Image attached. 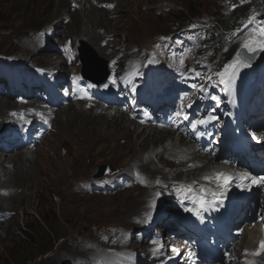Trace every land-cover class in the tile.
I'll return each mask as SVG.
<instances>
[{
  "label": "rangeland",
  "instance_id": "obj_1",
  "mask_svg": "<svg viewBox=\"0 0 264 264\" xmlns=\"http://www.w3.org/2000/svg\"><path fill=\"white\" fill-rule=\"evenodd\" d=\"M25 1L0 0V56L13 58L24 56L35 60L44 55L43 59L37 62L38 65H55L58 62L53 61L55 55L37 51L34 53V50H30L36 49L37 41L34 35L39 30L58 22L59 19L47 18L51 17L53 13L51 7L52 4L55 5V2L50 0ZM70 1L72 2V0H66V10H69ZM240 1L103 0V3H113L115 8L105 11L94 7L89 8L92 7L90 4L84 5L92 17L91 21L83 14L84 6L75 13L71 12L72 21L70 23L64 25L59 23L57 29L53 26L55 35L50 38V42L54 44L55 38L62 39V42L68 37L74 39V32L82 33V29L87 27L90 33L99 36L96 40L91 39L92 41L89 37V39L87 37L83 39L87 46L95 51L93 41L99 44V41L106 37L103 34L106 32L110 35L108 39L113 41L114 48L122 49L124 56H141L145 53L149 55L158 51L160 46L172 39L176 33L182 34L180 29L197 30L205 28L207 24L211 31L215 30L219 22L214 21V16L219 13L228 16V11ZM247 2H252L254 6L247 8V15H244L246 18L255 21L256 18L264 16V0H246L245 3ZM194 15L198 17L196 23L192 20ZM83 35L87 34L82 33L78 36ZM257 36L244 31L235 40L244 44L246 41H259ZM29 37L32 38L28 40ZM81 47L84 46L81 45ZM25 48L27 52H24ZM91 48L89 50H92ZM114 48L113 56L119 55L120 51ZM242 49L246 48L241 46L238 53ZM110 51L107 49L108 53ZM96 53L100 56L97 51ZM197 54L198 49L191 52L190 57ZM223 57L222 54L220 58ZM212 58L211 51L208 55H197L193 65L199 64L197 60L210 63ZM81 69L80 65L78 70ZM0 103L2 107L7 105L6 109L14 106L12 102L0 101ZM75 107L80 108V106ZM89 115L95 118L92 112ZM4 116V110L0 108V119ZM66 116L55 120L50 134L26 161L31 170L26 167L20 168L22 163L13 162V172L19 175L12 174L11 177L7 176L0 180V188L11 189L14 191L12 196H15L10 199L6 198L4 201L0 200V211L7 210L13 214L10 221L2 224L0 228V264H75L76 257L86 259L96 257L101 248L118 247L120 242L126 245L127 238L133 239L131 229L136 221L132 219V216L138 207V210L140 209L137 205L139 201L152 200L153 187L147 180L146 187H134L117 193L83 191L82 184L92 181L91 175L100 165H106L107 177L130 174L128 171L132 165H136L149 176H154L153 179L161 182L162 186L174 181L170 177L164 178L167 174L165 165L169 163L168 160L173 161L172 159L163 156L160 161L164 166L154 161L153 165L161 170L158 171L146 165L144 161L146 153L141 156V153L146 150L150 151L166 143L171 137L170 132L168 134L170 137H163L161 142L152 144L148 140L150 130L142 131L132 122L131 127H128L129 132L114 133L120 143L114 145L111 138L110 140L102 139L99 134L89 131L91 123L92 126L101 125L103 127L101 131L104 128L107 129L108 125L113 123L112 119L110 121L104 117L92 119L81 116L78 120H73L64 126ZM119 116L126 119L123 114L116 117ZM158 133L160 132L155 133L154 139L159 137ZM140 148L143 152L135 157L134 152ZM15 157L14 155L8 156V161L11 163ZM176 163L177 161L175 165ZM4 165L6 166L4 163L0 170L5 167ZM186 171L188 168L172 169L173 174L181 173V182L187 180ZM9 172L13 173L7 171ZM191 172L190 176L194 177V173L191 174ZM21 173L26 177H21ZM127 230L130 234L123 237ZM139 246L133 241L130 245L121 248L137 249ZM17 254H21L22 258L17 259ZM16 260L21 262L18 263Z\"/></svg>",
  "mask_w": 264,
  "mask_h": 264
},
{
  "label": "bare ground",
  "instance_id": "obj_2",
  "mask_svg": "<svg viewBox=\"0 0 264 264\" xmlns=\"http://www.w3.org/2000/svg\"><path fill=\"white\" fill-rule=\"evenodd\" d=\"M26 1H30V0H26ZM25 1V2H26ZM50 1H53L55 2V5L52 4V10H53V13L51 15V17H47L48 19L49 18H56V19H59V17L61 15H66V16H71V7L69 8V10H66L65 9V6L67 5V2L66 0H50ZM54 7V9H53ZM69 7V6H68ZM86 11V12H85ZM57 14V15H56ZM83 14L85 15V17H88L90 18L89 21H91L92 17L91 15H89V11L85 8L84 11H83ZM78 16H80V14H78ZM94 17V16H93ZM46 18V19H47ZM50 19V20H51ZM76 20V19H75ZM74 20V21H75ZM44 21V20H43ZM78 22V20L76 21ZM102 22V21H101ZM91 23V22H90ZM102 24V23H101ZM78 26V25H77ZM102 26V25H101ZM59 27V26H58ZM56 27V29L58 28ZM40 31V30H39ZM38 31V32H39ZM81 31V29L79 30ZM37 32V34H38ZM82 33H86L87 35H83V36H78ZM82 33H76L75 32V37H76V41L79 40V39H84V38H90V40H96L99 38V36L95 35V34H92L90 33L89 30H87V27L83 30L82 29ZM37 34H35L34 36L36 37V41H37ZM33 37V35H32ZM32 37H29V39H31ZM88 38V39H89ZM105 39V38H103ZM102 39V40H103ZM91 40V41H92ZM39 46H40V41H39ZM93 46L94 47H97L98 48L96 49L98 51V53L103 56L106 60H109L111 58L110 55H107L105 52L107 50V48H101L97 42H94L93 41ZM41 49V48H40ZM24 52H27V49L25 48L24 49ZM33 52V51H32ZM40 58H37V60H39ZM17 60V59H16ZM242 62V61H240ZM244 63V62H242ZM245 64V63H244ZM6 106L5 105L4 107H2L1 103H0V108L3 110L6 109ZM12 109V108H11ZM68 112V116H66V113ZM65 113V114H64ZM90 112H85L83 111V108H79L77 109L76 107H70L69 108H66V109H62L58 114H57V118L58 117H62V116H66L67 119H65L64 121V126H66V124H69L71 123V121L73 120H78L79 117L81 116H86V117H90L92 118L91 116L92 115H89ZM99 117H104L106 118L107 120H110L112 119L110 125H108L107 129L104 128L102 131L101 129L103 128L101 125H97V126H92V123H91V127L89 129V131H91V133H97L100 135V137L102 139H106V140H110V138L113 140L112 143L114 145H117V144H120L119 143V140L116 139V136L115 134L116 133H126L127 131L129 132V129L128 127L130 128L131 125H132V121L130 119H122L121 116L119 117H116L113 116L112 114L111 115H95V118H92V119H97ZM61 119V118H60ZM90 119V121L93 122V120ZM62 121V120H61ZM94 124V123H93ZM116 124V126H115ZM143 130H150V133H149V143L152 142V144L154 143H157V142H161V140L163 139V137H166V136H169V132H167L166 130H159L160 133H158V138L154 139L153 137L155 136V133H157L158 131H156L155 129H150L149 127H145ZM115 133V134H114ZM163 133V134H161ZM114 134V135H113ZM134 134V133H133ZM170 137V136H169ZM114 140H117V141H114ZM103 141V140H102ZM169 141V142H168ZM166 143H162V145L156 147V148H153L152 150L150 151H145L143 152V150L140 148L139 150L135 151V157H138L139 156V153H141V156L146 153V155L144 156V161L146 163L147 166L149 167H153V168H156V170L158 171H161L159 170V168H157L156 166L153 165V162L154 161H157V164H160L161 166H164V164L161 163L160 159L163 158V156H168L170 159H172L173 161H170L168 160V164H166V169L168 170L167 171V174L168 175H165L164 178L166 177H170L171 179H176L179 177L180 173H174L172 172V169L175 168V167H180V168H185L186 166L188 165H201V168H197V169H200L199 172L197 174L194 173V178L193 180H197L198 178L200 177H207L209 175L212 174L213 171H216V170H213V166L211 165H214L216 164L215 163V157H208V156H203L202 154H200V152H198L197 148L193 145V144H189L188 142H186L185 139H183L182 136L180 137H176L174 134H171V137L169 138ZM151 144V145H152ZM136 150V149H135ZM33 151L32 152H27V153H17L15 154L14 156H16L14 158V160H12V162L10 164H12L13 162H16V163H22V166L20 168H23V167H26L28 168V170H31V167L27 166L26 164V161L29 160V158L31 157V155H33ZM0 156H3V155H0ZM7 156V155H6ZM154 159V160H153ZM5 160H8V157H5ZM16 160V161H15ZM149 161H152V162H149ZM177 161L176 165H175V162ZM8 163V164H9ZM4 164V162L2 161V157H0V167ZM150 164V165H149ZM179 168V169H180ZM6 168L3 167L2 171L0 172V180L1 178L4 176L7 177V176H10L12 173H7V171H5ZM24 170V169H23ZM22 170V171H23ZM21 171V170H20ZM189 172H191L192 170H188ZM2 173L4 174L2 176ZM17 173V172H16ZM15 172H13V174H16ZM24 173H26V171H24ZM19 175V173H17ZM192 174V172H191ZM21 177H26L25 175H23L22 173L20 174ZM11 177V176H10ZM10 179V178H9ZM191 182L188 181L187 184H190ZM32 190V188H31ZM146 192V191H145ZM146 194V193H145ZM12 197H15V196H11ZM10 199V198H9ZM2 200H6V199H2ZM146 202V203H145ZM145 202L143 201H139L137 203V205L140 206V209L138 210V208L136 209V215L134 214V216H132V219H137V218H140L144 212L148 211L149 210V205H150V201L148 200H145ZM151 211V210H149ZM148 211V212H149ZM143 212V213H142ZM147 212V213H148ZM139 216V217H138ZM248 230V228L243 232L244 233V243H249L251 244L253 239L256 238L258 235L254 236L253 235L257 232H254V227H252L250 229V231L247 233L246 231ZM263 237V234H261L259 236V238H262ZM175 243L176 241L173 240ZM181 244L178 243V246H180ZM102 253V252H101ZM103 253H106V252H103ZM102 253V254H103ZM79 257H76V260L78 261ZM258 262L259 264H264V255L261 256L259 259H258Z\"/></svg>",
  "mask_w": 264,
  "mask_h": 264
},
{
  "label": "water",
  "instance_id": "obj_3",
  "mask_svg": "<svg viewBox=\"0 0 264 264\" xmlns=\"http://www.w3.org/2000/svg\"><path fill=\"white\" fill-rule=\"evenodd\" d=\"M80 54H81L80 61L83 66V76L86 79L98 84L103 79H106L108 77L106 62L98 61L95 58L92 51H90L86 47L80 49ZM237 56L241 61L253 67H257L261 63L260 60L248 54L245 50H241V52ZM1 127L2 125H0V129ZM105 170H106L105 165L98 166L97 169L93 172L92 177L93 178L102 177L105 174Z\"/></svg>",
  "mask_w": 264,
  "mask_h": 264
},
{
  "label": "trees",
  "instance_id": "obj_4",
  "mask_svg": "<svg viewBox=\"0 0 264 264\" xmlns=\"http://www.w3.org/2000/svg\"><path fill=\"white\" fill-rule=\"evenodd\" d=\"M246 10V7H241L236 8L228 16L222 13L214 16L216 18L215 21L219 22L218 27H216L212 32V39L209 44L210 48L214 50V53L218 54V52L222 51L223 47L227 45V41L231 37V34L239 28V20L244 18L243 16L246 15ZM193 17L196 18L197 16L194 15ZM238 49V46L234 47L233 49L230 48L229 51L225 52L224 55H226V57L224 59L233 58ZM17 257V259H20L22 258V255L17 254ZM16 261L18 263L21 262L20 260Z\"/></svg>",
  "mask_w": 264,
  "mask_h": 264
},
{
  "label": "snow or ice",
  "instance_id": "obj_5",
  "mask_svg": "<svg viewBox=\"0 0 264 264\" xmlns=\"http://www.w3.org/2000/svg\"><path fill=\"white\" fill-rule=\"evenodd\" d=\"M109 7H112V5H108ZM249 23H251V18L249 20ZM253 31H256L255 29ZM259 34L261 37H264V28L259 29ZM162 39H167V38H162ZM157 47H159V45H157ZM244 48H246L249 52L255 53L256 51H264V40H259V41H246L244 43ZM238 63V60H234L232 62V64L226 66L225 70L223 72L218 73L217 75L220 77V83L221 84H229L231 79H234L235 77V72L229 73V69H233L235 68L236 64ZM75 79V77H74ZM210 79V78H209ZM112 84L115 85L116 84V80L112 79ZM107 86V85H105ZM89 87H92L91 85H89ZM133 91H135V87H133L132 89ZM81 92L84 93V98H88L91 99L90 96H88L87 92L84 89H80ZM201 91H204L203 88H201ZM213 100H218L217 97L213 96L212 97ZM182 113L181 112H177L176 115L180 116ZM185 119H187V116L184 117ZM207 121L205 120H198L195 123L192 124V127L195 128L198 124H204ZM208 177H205V179H207ZM249 177L245 174L241 177V179H248ZM251 180L253 183H259V184H264V177H251ZM157 183H159V181H157ZM157 195H159V193H157ZM201 206L203 207V202H201ZM261 219H264V217H261ZM261 247L264 248V242H262Z\"/></svg>",
  "mask_w": 264,
  "mask_h": 264
}]
</instances>
